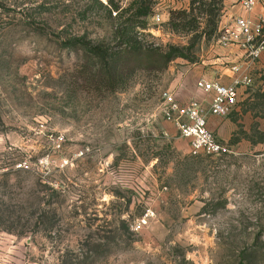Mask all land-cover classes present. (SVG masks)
Segmentation results:
<instances>
[{
    "label": "rangeland",
    "instance_id": "rangeland-1",
    "mask_svg": "<svg viewBox=\"0 0 264 264\" xmlns=\"http://www.w3.org/2000/svg\"><path fill=\"white\" fill-rule=\"evenodd\" d=\"M187 5L0 0V264H264V90L216 155L161 111L217 38Z\"/></svg>",
    "mask_w": 264,
    "mask_h": 264
},
{
    "label": "built area",
    "instance_id": "built-area-1",
    "mask_svg": "<svg viewBox=\"0 0 264 264\" xmlns=\"http://www.w3.org/2000/svg\"><path fill=\"white\" fill-rule=\"evenodd\" d=\"M236 1L244 15L233 17L231 22L220 29L216 40L223 47L236 44L246 49L247 55L253 62L264 53V16L252 15L257 0ZM155 17L158 19L159 14ZM232 69L237 70V67L233 66ZM252 82V77L248 74L234 77L230 84H223L217 80L198 79L197 87L209 96V105L206 109L198 100L180 102L174 92L165 90L161 103L163 117L179 130L181 137L188 139L189 152L192 155L219 154L223 146L208 129V116L225 117L230 114L237 102L238 86H249Z\"/></svg>",
    "mask_w": 264,
    "mask_h": 264
},
{
    "label": "crops",
    "instance_id": "crops-1",
    "mask_svg": "<svg viewBox=\"0 0 264 264\" xmlns=\"http://www.w3.org/2000/svg\"><path fill=\"white\" fill-rule=\"evenodd\" d=\"M264 16V0H257L252 12L253 16ZM244 15L236 0H222V10L218 21L219 30L231 22L233 17ZM182 65L176 79L175 94L181 101L198 100L203 108H208L209 96L196 85L198 79L217 80L223 84H230L234 77L248 74L252 77V84L249 86L239 85L237 88V102L233 111L225 117L209 115L207 119L208 129L214 133L216 139L227 141L234 130L235 123L240 118L248 116L249 111L244 109L242 98L249 95L246 90H264V53L255 61H251L246 49L234 44L228 47L220 46L215 39L210 44L207 54L199 56L193 63L180 62ZM184 64V66H183ZM236 66L237 70L232 67Z\"/></svg>",
    "mask_w": 264,
    "mask_h": 264
},
{
    "label": "trees",
    "instance_id": "trees-1",
    "mask_svg": "<svg viewBox=\"0 0 264 264\" xmlns=\"http://www.w3.org/2000/svg\"><path fill=\"white\" fill-rule=\"evenodd\" d=\"M188 5L186 8L178 9L172 12L171 18H178L180 20L179 24L174 25L176 29L187 28L195 31L194 40L196 38L209 39L212 36H217L218 31V18L220 11L222 9V0H187ZM198 10L202 17H206L203 20L204 26L202 25V20H199L197 16L194 15V11ZM139 15H149L150 6L140 5L138 9ZM203 19V18H202ZM188 26H191L189 28ZM200 28V30H198ZM153 53L161 58V65L158 67L165 68L167 64L175 57L181 56L182 53L178 48L168 47L167 51L159 52L157 49L152 50ZM194 61V60H193Z\"/></svg>",
    "mask_w": 264,
    "mask_h": 264
}]
</instances>
